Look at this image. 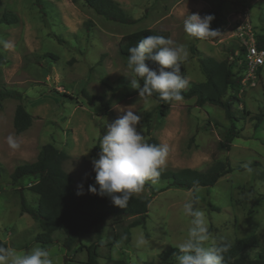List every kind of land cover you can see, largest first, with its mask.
Segmentation results:
<instances>
[{"label": "rangeland", "instance_id": "1", "mask_svg": "<svg viewBox=\"0 0 264 264\" xmlns=\"http://www.w3.org/2000/svg\"><path fill=\"white\" fill-rule=\"evenodd\" d=\"M115 1L140 21L135 25L108 22L81 1L0 0V18L5 12L18 18L15 24H0V41L10 44L5 47L0 43V83L25 97L23 101L4 100L0 108V239L17 251L42 247L35 241L42 232L39 224L21 213L22 197L28 207L38 201L29 190L37 178L13 183L11 175L16 166L35 162L41 148L53 144L68 155L63 168L75 180L76 191L83 184L85 194L78 198H86L85 181L94 173V147L107 126L122 114L117 107L134 106L141 116L137 129L145 141L151 136L169 148L160 171L204 172L218 161L230 162L234 170L212 188L186 190L159 181L153 184L157 191L153 196L151 189L144 187L137 196L152 197L146 227L130 228L137 218L110 219L102 241L106 246L99 249V263L125 259L129 264H176L162 260V254L178 248L186 237L190 218L182 209L189 200L205 213L209 234L218 244L255 235L260 246L252 254H264V67L259 69L254 86L241 83L239 100L233 105L238 138L225 151L220 150V142L231 123L223 109L211 104L198 108L195 98L184 99L173 102L168 115L159 118L157 100L140 98L130 87L133 74L119 53L121 39L128 34L142 29L166 32L174 44L185 48L182 65L189 83L204 82L192 48L219 61H233L231 51L236 48L239 53L241 25H250L255 38L264 34V0ZM191 13L213 15L211 27L220 34L204 40L187 36L183 21ZM234 72L245 74L236 63ZM83 90L104 101L112 99L109 109L100 100L91 105ZM19 104H24L33 117L31 127L21 134L13 124ZM54 237L62 239L59 234ZM141 237L145 243L137 247L135 240ZM92 241L93 235L83 243L90 245ZM113 241L115 244L108 246ZM47 250L54 264H64L66 251L61 245ZM86 260L83 252L70 264H85Z\"/></svg>", "mask_w": 264, "mask_h": 264}, {"label": "trees", "instance_id": "2", "mask_svg": "<svg viewBox=\"0 0 264 264\" xmlns=\"http://www.w3.org/2000/svg\"><path fill=\"white\" fill-rule=\"evenodd\" d=\"M74 3L81 1L97 16L108 22L135 25L140 20L129 16L125 10L115 0H72ZM158 1V0H155ZM42 9L41 5H38ZM18 18L11 12H5L0 18V24H15ZM162 35L169 38L166 32H160L154 29H142L124 36L119 44L120 55L127 59L128 49L138 44L145 36ZM257 47L264 49V34L257 36ZM245 52L239 46V53L236 48L231 51L234 59H239V55ZM192 53L198 60L200 70L205 77L201 83L190 82L187 89L183 91L184 99L195 98V107L202 108L207 104L217 106L225 111L226 118L231 123L230 130L220 142V150L228 151L233 141L238 138L236 126L238 119L233 113V105L237 102L238 92L241 87L242 75L234 72L235 62L225 59L219 61L213 57L205 56L199 53L196 48H192ZM239 57V58H238ZM151 67V62H148ZM182 75L186 77L184 67L181 63ZM143 80H141V85ZM138 93V91H137ZM82 94L94 105L96 101H102L103 106L109 109L112 99L104 101L100 97L89 95L85 90ZM64 96H68L64 94ZM151 97L157 100L156 113L159 118H165L172 106V103H165L159 99L158 94L154 93ZM13 99L23 101L25 97L21 92L7 89L0 83V108L4 100ZM264 116V115H261ZM259 118V117H258ZM261 122L262 119L259 118ZM33 122V117L27 111L24 104H19L15 110L14 128L17 134L28 130ZM152 127H148V134L151 135ZM148 143L159 144L158 140L151 137ZM160 145V144H159ZM100 151L99 143L93 149L94 159H98ZM68 159V155L53 144L44 145L33 163H22L16 166L11 175L13 183L31 177L37 178V182L29 187V190L38 196L35 206L28 207L26 199L21 198V213L29 214L37 222L42 230L37 235L35 241L43 248H51L61 245L66 251L64 264L73 262V258L79 253L86 252L87 260L85 264H100L99 249L105 247L102 243L104 231L107 222L112 218L130 219L137 218L130 224V228L137 226L146 227L149 213V205L152 197L142 199L133 195L128 201L127 206L120 208L115 206L107 197L93 195L88 191L89 185L95 184V172L85 181L87 192L86 198H78L75 188V180L64 170L63 163ZM230 162L218 161L214 163L207 171L199 172L191 169L180 171H160V175L154 180L148 181L144 187H148L155 196L157 191L153 184L159 181H167L169 185L194 190L198 188H212L220 179L233 172ZM243 170V169H241ZM1 173V169H0ZM59 234L62 239L55 238ZM94 236V241L90 245H85L83 240ZM130 240V235L127 236ZM111 242L108 246L114 245ZM230 245L229 251L224 254V264H264V254L255 252L260 246L257 236L252 235L246 238L237 239ZM0 245L7 247V244L0 239ZM179 255L178 248H172L162 254V260L175 261L174 256ZM254 256V257H252ZM113 264H129L125 259L113 261ZM144 264H155L154 262H145Z\"/></svg>", "mask_w": 264, "mask_h": 264}, {"label": "clouds", "instance_id": "3", "mask_svg": "<svg viewBox=\"0 0 264 264\" xmlns=\"http://www.w3.org/2000/svg\"><path fill=\"white\" fill-rule=\"evenodd\" d=\"M214 19L213 15L188 14L183 21L184 32L200 40L216 37L220 33L211 27ZM0 43L10 46L7 41ZM128 52L127 69L133 74L130 87L138 91L140 98L156 93L165 103L184 100L182 93L189 81L181 71L182 60L187 55L183 45L174 44L171 38L162 35H148ZM117 108L122 114L107 126L99 143L98 159L91 161L95 184L89 185L88 191L107 197L115 206L124 208L148 181L160 175L169 148L145 141L143 133L137 129L141 116L133 110L134 106ZM10 143L12 147L17 146L11 138ZM76 194H85L83 184L77 186ZM182 212L190 218V227L177 246L176 264H224V254L230 245L218 244L210 236L205 213L196 208L192 200L183 204ZM144 243L142 237L135 240L137 247ZM0 264H54V261L50 251L40 246L25 252L0 245Z\"/></svg>", "mask_w": 264, "mask_h": 264}, {"label": "built area", "instance_id": "4", "mask_svg": "<svg viewBox=\"0 0 264 264\" xmlns=\"http://www.w3.org/2000/svg\"><path fill=\"white\" fill-rule=\"evenodd\" d=\"M240 47L245 50L239 59L233 61L240 67L244 68L245 74L242 79V85H255L258 79L259 69L264 67V49L257 47V39L252 35V28L250 25H241L239 27Z\"/></svg>", "mask_w": 264, "mask_h": 264}]
</instances>
